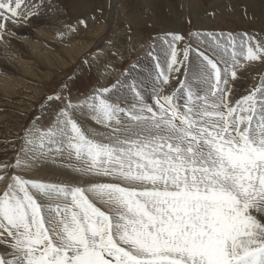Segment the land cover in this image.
<instances>
[{
  "label": "snow or ice",
  "instance_id": "obj_1",
  "mask_svg": "<svg viewBox=\"0 0 264 264\" xmlns=\"http://www.w3.org/2000/svg\"><path fill=\"white\" fill-rule=\"evenodd\" d=\"M43 6L0 0V39ZM149 56L116 86L130 108L109 89L74 102L70 77L46 128L0 146V264H264V39L168 33ZM58 157L60 183L21 174Z\"/></svg>",
  "mask_w": 264,
  "mask_h": 264
},
{
  "label": "rangeland",
  "instance_id": "obj_2",
  "mask_svg": "<svg viewBox=\"0 0 264 264\" xmlns=\"http://www.w3.org/2000/svg\"><path fill=\"white\" fill-rule=\"evenodd\" d=\"M37 2L44 5L39 15L28 23L8 22L0 39V146L9 142L19 145L26 127L46 128L54 115L51 109L45 111L46 97L60 92L70 77V89L64 91L67 94L70 90L74 102L83 100L94 89H109L114 103L130 108L135 101L125 89L116 86L134 66L145 71L151 67L149 53L165 34L181 35L185 42L194 34L210 32L248 33L264 39V0ZM79 19L87 21L86 28L78 24ZM68 25H75L76 31L70 32ZM26 29L33 33L26 34ZM29 44H35L36 50L29 49ZM36 51L44 62L37 59ZM249 73L259 76L264 69L255 62L249 66ZM245 79L249 84L253 82L248 74ZM37 117L41 118L38 122ZM87 127L102 133L108 131L92 120ZM7 151L11 153L12 148ZM4 154L0 147V157ZM64 162L67 161L63 157H58L57 164L46 163L21 174L60 183L62 179L57 176L68 171L62 168ZM99 179L103 182L106 178ZM3 188L0 184V191ZM97 206L104 209L99 202Z\"/></svg>",
  "mask_w": 264,
  "mask_h": 264
},
{
  "label": "bare ground",
  "instance_id": "obj_3",
  "mask_svg": "<svg viewBox=\"0 0 264 264\" xmlns=\"http://www.w3.org/2000/svg\"><path fill=\"white\" fill-rule=\"evenodd\" d=\"M254 3H255V2H254ZM249 7H250V6H249ZM195 10H196V9H195ZM261 13H262V12H261ZM252 14H253V13H252ZM39 17H41V16H39ZM190 17H191V16H190ZM252 18H253V17H252ZM250 19H251V18H250ZM254 19H255V18H254ZM254 19H253V20H254ZM31 21H32V20H31ZM163 21H165V20H163ZM163 21H162V22H163ZM28 22H29V21H28ZM28 22H27V23H28ZM22 24H23V23H22ZM160 24H161V22H160ZM12 25H13V24H12ZM14 25H15V24H14ZM10 26H11V24H10ZM12 28H13V27H12ZM8 31H9V30H8ZM11 31H12V30H11ZM20 31H21V30H20ZM17 32H18V31H17ZM25 32H26V34H31V33H33V32H31V31H29L28 29H26ZM11 33H13V31H12ZM16 37H17V36H16ZM76 38H78V37H76ZM69 39H70V38H69ZM25 44H26V43H25ZM27 45H28V44H27ZM35 48H37L35 44H29V49L35 51V50H36ZM69 50H70V49H69ZM1 52H2V51H1ZM35 53H36L35 56L37 57L38 60H40V61L42 60L43 62L45 61V59H44L43 57H38L39 54H40V52L36 51ZM4 54H5V53H4ZM0 59H1V58H0ZM2 64H3V63H2ZM0 90H1V89H0ZM62 161H63V160H62ZM48 165H52V163H51V164H48ZM47 167H48V166H47ZM47 169H48V168H47ZM52 169H54V168H52ZM48 170H49V169H48ZM54 170H55V169H54ZM46 171H47V170H46ZM49 171H50V170H49ZM59 171H60V170H59ZM64 171H65V170H64ZM38 172H39V171H38ZM44 172H45V171H44ZM40 173H41V172H40ZM45 174H46V173H45ZM36 176H37V175H36ZM43 176H44V175H43ZM45 176H46V175H45ZM50 177H51V176H50ZM45 178H48V177L46 176ZM57 178L62 179V176H61V175H60V176H57ZM40 179H41V178H40Z\"/></svg>",
  "mask_w": 264,
  "mask_h": 264
}]
</instances>
